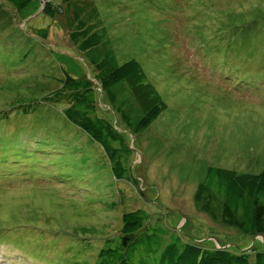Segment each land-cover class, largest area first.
I'll use <instances>...</instances> for the list:
<instances>
[{"label":"rangeland","instance_id":"374dc122","mask_svg":"<svg viewBox=\"0 0 264 264\" xmlns=\"http://www.w3.org/2000/svg\"><path fill=\"white\" fill-rule=\"evenodd\" d=\"M26 1L0 0V264H95L136 210L183 240L252 247L195 193L209 167H264V0ZM130 60L167 106L139 131L156 98L144 109L99 77ZM73 104L124 142L123 177Z\"/></svg>","mask_w":264,"mask_h":264},{"label":"trees","instance_id":"16d2710c","mask_svg":"<svg viewBox=\"0 0 264 264\" xmlns=\"http://www.w3.org/2000/svg\"><path fill=\"white\" fill-rule=\"evenodd\" d=\"M8 1L19 7L28 2ZM46 4L42 12L51 15L53 10L50 1ZM99 75L103 88L128 82V87L134 90L132 92L135 98L144 109H147L150 101L149 95L156 98L154 105L140 121L137 131L149 127L166 110L167 106L160 100L156 90L150 84H144L146 77L136 60L126 62L104 78V74ZM125 87L128 91L129 88ZM152 99L153 97L151 101ZM74 107L75 104L66 111L68 118L101 144L112 164V171L119 178L123 177L126 153L124 142L115 134L108 121L96 115L89 116L90 112L85 111L79 120L75 119L78 112ZM236 172L209 167L205 181L195 193V201L200 210L207 213L213 221L236 229L249 240H256L248 250L244 249L248 246H244L245 244L237 243L236 247H229L228 243L215 244V241L191 242L185 238L183 240L181 234H172L173 232L157 226L145 227L149 215L144 210H136L122 216L120 242L110 247L108 241L95 264H264V243L256 239H264V167L259 174L238 175ZM257 241L260 246L256 245ZM248 242L245 241L246 244Z\"/></svg>","mask_w":264,"mask_h":264},{"label":"clouds","instance_id":"9594fccd","mask_svg":"<svg viewBox=\"0 0 264 264\" xmlns=\"http://www.w3.org/2000/svg\"><path fill=\"white\" fill-rule=\"evenodd\" d=\"M258 240V239H257ZM261 241V240H260ZM263 243H264V239H263Z\"/></svg>","mask_w":264,"mask_h":264}]
</instances>
